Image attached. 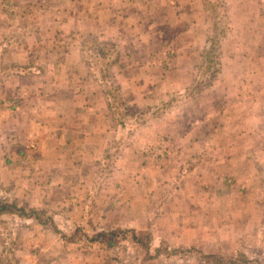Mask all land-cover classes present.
Here are the masks:
<instances>
[{
  "label": "rangeland",
  "instance_id": "1",
  "mask_svg": "<svg viewBox=\"0 0 264 264\" xmlns=\"http://www.w3.org/2000/svg\"><path fill=\"white\" fill-rule=\"evenodd\" d=\"M0 15V103L14 106L8 119L0 111V137L19 138L22 156L32 150L31 80L88 78L95 91L84 102L106 104L96 135L49 136L68 144L58 149L67 189L36 208L66 236L80 230L61 241L69 255L84 264H264V0H0ZM108 64L120 99L110 101L142 113L138 124L131 116L116 125L100 87ZM10 193L0 200L26 202ZM0 215L10 227V214ZM103 230L113 245L81 237Z\"/></svg>",
  "mask_w": 264,
  "mask_h": 264
},
{
  "label": "crops",
  "instance_id": "2",
  "mask_svg": "<svg viewBox=\"0 0 264 264\" xmlns=\"http://www.w3.org/2000/svg\"><path fill=\"white\" fill-rule=\"evenodd\" d=\"M2 19L3 16L0 15V20ZM47 76L45 73L36 77L37 79L30 81L31 86L26 87L30 90L24 89L30 97L32 96V102L26 104L30 112L28 120L31 130L28 135L32 139L28 144L32 150L23 153L24 158L27 159V162L23 163L26 164L25 166H19L18 162L22 156L19 138L11 137L9 140H3L0 137V192L10 190V194L15 199L17 197L24 199L26 202L22 203L28 207L47 208L50 204L51 192L67 189V184H64L66 182L62 181L67 166L66 163L61 164V160L58 159L59 150L68 147V144L64 142L59 147L49 136L59 137L65 130L71 135H77L78 138L86 133L96 135L99 131V115L107 111L103 99L98 98L99 102L96 100L84 102V99L93 98L91 91L94 89L88 78L82 77L80 79L82 81L74 78L73 81L70 80L71 83L60 80L52 83ZM11 77L19 79L16 74ZM1 86L2 83L0 90H2ZM7 87L14 92L21 89L19 82H12ZM74 87L83 90L80 89L78 91L80 93L76 95ZM13 108L14 106L0 103V111L6 112V119H8L7 113ZM88 117L97 121L89 122ZM0 122H3V119ZM14 125L15 123L10 125L12 134ZM64 156L72 159L70 155ZM78 172L73 170L71 173ZM1 217L4 216L0 215ZM6 219L10 220L12 225L7 228L0 226V264H14L13 261L17 264H84L67 253L60 237H57L59 235L50 230L49 226L39 225L34 218L19 215H10L8 218L5 217ZM39 236L43 239L38 238Z\"/></svg>",
  "mask_w": 264,
  "mask_h": 264
},
{
  "label": "trees",
  "instance_id": "3",
  "mask_svg": "<svg viewBox=\"0 0 264 264\" xmlns=\"http://www.w3.org/2000/svg\"><path fill=\"white\" fill-rule=\"evenodd\" d=\"M87 45L90 46V44H85L83 45V47H87ZM110 64H108V66L105 65L104 68L100 69L99 71V76L103 81H106V79L108 78V67ZM94 78H99V77H95ZM100 85V84H99ZM103 91H104V95L107 99V107L109 108L110 111H112L114 113L115 116H117L116 118V125L120 126V128H124L126 127V125L128 124L127 122V118L133 116L134 117V122L136 124L137 120L139 119L140 116H143L142 113H138V111H136L137 114L133 115V113H127L128 108L126 106H123L122 109H120L121 104H115L114 101H110L112 100H116V101H120V99H117L115 96H111V94L113 92H116L118 90V88L113 89L111 91V83L110 82H105V86H101ZM143 123V122H142ZM141 123V125H142ZM140 126V125H138ZM143 126V125H142ZM141 126V127H142ZM139 128L134 127L133 130H131L130 133H133L134 131H136ZM111 154H107L105 155L104 159H111ZM20 204V205H19ZM20 207H19V206ZM15 210V211H12ZM42 210H40L39 208H27L24 204L22 203H18L17 201L13 200L12 202H7V200H0V214L3 213H7L8 215H13L16 213V215H19L20 217H25V218H34L37 223L39 225H44V226H49L52 231H54V233H56L57 235H59L61 241L63 243H68V242H73L76 239V234L79 233V229L75 231V234H69V236H66L65 233H62L61 230L56 226L55 221L53 220V218L51 216H46V214H42L41 213ZM45 212V211H43ZM114 233L112 232H108V231H97V232H93V234L91 236H88L86 234H81V237L87 242V243H99V242H106V244L108 245H113L112 244V239H113ZM218 260V261H216ZM214 262L216 264H219L220 262H222L221 259L219 258H215ZM225 264H230L229 263H225Z\"/></svg>",
  "mask_w": 264,
  "mask_h": 264
}]
</instances>
